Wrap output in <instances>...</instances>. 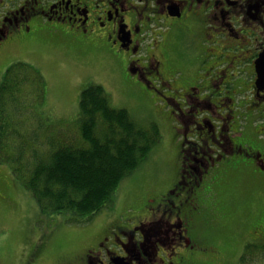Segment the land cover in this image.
<instances>
[{"label": "flooded vegetation", "instance_id": "flooded-vegetation-1", "mask_svg": "<svg viewBox=\"0 0 264 264\" xmlns=\"http://www.w3.org/2000/svg\"><path fill=\"white\" fill-rule=\"evenodd\" d=\"M39 33L105 50L131 85L171 102L186 137L174 187L127 223L109 221L79 264H201L194 259L213 250L204 226L225 216L209 215L207 197L219 188L207 179L243 167L264 186V0H0V50ZM193 36L194 51L182 43ZM179 42L189 64L177 57ZM252 230L245 249L264 250V209Z\"/></svg>", "mask_w": 264, "mask_h": 264}, {"label": "rangeland", "instance_id": "rangeland-1", "mask_svg": "<svg viewBox=\"0 0 264 264\" xmlns=\"http://www.w3.org/2000/svg\"><path fill=\"white\" fill-rule=\"evenodd\" d=\"M196 39L188 37L182 43L194 51ZM184 46L179 42L174 48L178 49L177 57L189 64ZM19 60L36 65L45 78L42 100L37 99L39 93L34 88L24 93L30 105L29 116L25 114L26 119L31 117L29 127L33 122L40 128H49L50 136L61 133L66 139L78 136L82 91L97 84L103 86L114 107L127 109L143 127L156 126L159 130L160 139L146 159L117 187L115 206L102 211L90 222L69 221L73 217L70 211L43 210L31 192L14 178L11 167L0 163V264H79L93 235L109 221L121 218V223H127L149 204L155 205L156 196L160 200L161 195L174 187L183 170L181 142L186 137L184 131L179 130L181 135L177 130L180 127L175 114L170 113L171 102L165 103L158 94L147 92L153 89L146 91L139 85H131L120 61L97 45H83L67 37L39 33L17 46L2 47L0 83L9 67ZM171 69L169 61L168 77ZM181 81H185L183 84L196 83L193 76H184ZM178 98L173 100L180 103ZM36 110L40 112L37 119L32 117ZM254 134L255 130L249 129L246 137H254ZM243 135L244 132L240 134ZM185 148L191 149L190 144ZM214 177L207 179L213 189L219 188L215 191L217 194L207 197L208 202L214 204L208 208L209 215L214 216L215 210L223 209L225 216H218L213 224L204 226L202 237L206 238L205 245L212 246L213 250L208 251L209 257L194 260L201 264H243L244 241L256 234L253 224L264 209V186L251 178L243 167L225 173L218 182L212 181ZM159 229H163L161 224ZM212 251L216 253L214 257H211Z\"/></svg>", "mask_w": 264, "mask_h": 264}, {"label": "trees", "instance_id": "trees-1", "mask_svg": "<svg viewBox=\"0 0 264 264\" xmlns=\"http://www.w3.org/2000/svg\"><path fill=\"white\" fill-rule=\"evenodd\" d=\"M44 84L41 70L25 61L14 63L0 83V163L11 167L43 210L70 211L69 221L87 222L113 206L117 187L146 159L160 139L159 130L143 127L127 109L114 107L103 86L93 84L81 94L80 134L50 136L49 128L33 122L29 127L31 117L25 118L30 105L24 93L34 88L42 100ZM248 251L243 264H263V249L249 246Z\"/></svg>", "mask_w": 264, "mask_h": 264}, {"label": "bare ground", "instance_id": "bare-ground-1", "mask_svg": "<svg viewBox=\"0 0 264 264\" xmlns=\"http://www.w3.org/2000/svg\"><path fill=\"white\" fill-rule=\"evenodd\" d=\"M116 204V203H115ZM115 204L113 206H115Z\"/></svg>", "mask_w": 264, "mask_h": 264}]
</instances>
